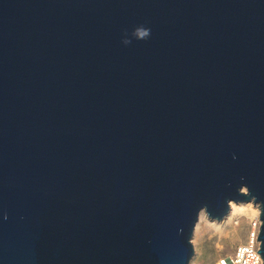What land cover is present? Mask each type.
Wrapping results in <instances>:
<instances>
[{
  "label": "water",
  "instance_id": "water-1",
  "mask_svg": "<svg viewBox=\"0 0 264 264\" xmlns=\"http://www.w3.org/2000/svg\"><path fill=\"white\" fill-rule=\"evenodd\" d=\"M241 178L264 200V0H0L4 264H187Z\"/></svg>",
  "mask_w": 264,
  "mask_h": 264
},
{
  "label": "clouds",
  "instance_id": "clouds-1",
  "mask_svg": "<svg viewBox=\"0 0 264 264\" xmlns=\"http://www.w3.org/2000/svg\"><path fill=\"white\" fill-rule=\"evenodd\" d=\"M150 36L151 29L141 25L135 27L130 33L125 32L121 42L124 46H129L133 41H145ZM235 158L234 156L233 159ZM229 187L232 186L229 185ZM241 192L247 195L241 196ZM235 194L247 199H228L227 205L231 203V208L223 223L217 224L210 220L208 206L200 207L196 215L199 214L201 224L211 230L218 237V240H226L228 246L235 249L234 258L229 257L231 264H264V258H262L264 241L259 240L260 229L264 227V219H261L264 216V200L252 195L249 186L243 182V178H241L240 185L235 189ZM7 220V213L0 214V222ZM197 233L199 236V227ZM216 248L223 250L220 243L216 244ZM206 260H212L211 253L208 254ZM0 264H4L2 258H0ZM187 264L190 262L188 261ZM218 264H226V261L220 259Z\"/></svg>",
  "mask_w": 264,
  "mask_h": 264
},
{
  "label": "rangeland",
  "instance_id": "rangeland-1",
  "mask_svg": "<svg viewBox=\"0 0 264 264\" xmlns=\"http://www.w3.org/2000/svg\"><path fill=\"white\" fill-rule=\"evenodd\" d=\"M212 221L217 224L221 223V221L219 223L214 220ZM198 227L200 229L199 236L197 233ZM209 237L211 238L209 239ZM193 241H195V243H193ZM190 242L194 249L193 257L189 261L190 264H216L219 259L231 254L234 250V248L228 246V242L226 240H218V237L214 235L211 230L207 229L203 224H201L200 218L195 226V230ZM217 243L222 245V251L216 248ZM209 253L212 254L211 261L206 260V257Z\"/></svg>",
  "mask_w": 264,
  "mask_h": 264
},
{
  "label": "built area",
  "instance_id": "built-area-1",
  "mask_svg": "<svg viewBox=\"0 0 264 264\" xmlns=\"http://www.w3.org/2000/svg\"><path fill=\"white\" fill-rule=\"evenodd\" d=\"M234 256H235V249L233 250V252H232L231 254L226 255V256H224V257L221 258V259H224V260L226 261V264H231V259H230L229 257H233V258H234ZM219 260H220V259H219ZM219 260H218V261H219ZM216 264H218V262H217Z\"/></svg>",
  "mask_w": 264,
  "mask_h": 264
},
{
  "label": "bare ground",
  "instance_id": "bare-ground-1",
  "mask_svg": "<svg viewBox=\"0 0 264 264\" xmlns=\"http://www.w3.org/2000/svg\"><path fill=\"white\" fill-rule=\"evenodd\" d=\"M230 208H231V204H230ZM227 216H228V215H227ZM226 218H227V217H226ZM226 218H224V219L221 221V223H223V222L225 221ZM218 223H219V222H218ZM221 223H220V224H221Z\"/></svg>",
  "mask_w": 264,
  "mask_h": 264
}]
</instances>
